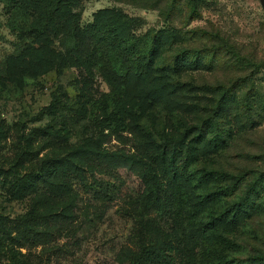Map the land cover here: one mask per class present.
I'll list each match as a JSON object with an SVG mask.
<instances>
[{
  "label": "rangeland",
  "instance_id": "obj_1",
  "mask_svg": "<svg viewBox=\"0 0 264 264\" xmlns=\"http://www.w3.org/2000/svg\"><path fill=\"white\" fill-rule=\"evenodd\" d=\"M41 1L64 30L34 0H0V264H135L125 252L177 229L189 206L223 216L196 249L204 262L264 255L260 0ZM87 24L154 47L148 75L119 82L98 45L71 50L69 32ZM184 161L187 186H171ZM158 165L167 213L138 197L143 172L164 177ZM21 180L34 189L16 191Z\"/></svg>",
  "mask_w": 264,
  "mask_h": 264
},
{
  "label": "trees",
  "instance_id": "obj_2",
  "mask_svg": "<svg viewBox=\"0 0 264 264\" xmlns=\"http://www.w3.org/2000/svg\"><path fill=\"white\" fill-rule=\"evenodd\" d=\"M34 1L39 3L41 11L45 12V15H47V17H44L45 21L53 20V23L58 25L59 29L64 30L66 28V20L56 14V9H50L51 6L41 0ZM191 7L193 10L196 9L197 6L195 2H192ZM38 29L40 33L45 32L44 26H40ZM68 37L70 49L83 58L89 55L93 44L98 45L100 50L97 62H99L101 58L104 66L119 82H126L130 76L142 78L148 75L145 59L147 55L150 56L152 54L154 47H151L147 54L141 49L134 48L130 50L127 47V39L119 36L111 27H102L100 24L99 28L93 24H87L85 27H80L79 25L75 26L69 32ZM95 54L96 52H91L90 55L92 56ZM200 141L201 140H199V142ZM207 146L208 144H203L205 149ZM179 158L180 152H174L173 148L170 156V162L173 163L172 166H176ZM184 159L186 161V156ZM119 161L123 162L124 160L121 159ZM185 161L177 166L183 167L180 171L179 168H174V182L170 184L171 186L174 184L178 186V188H185L187 186L188 178L180 176L187 167ZM72 169L77 171L78 168L74 167ZM158 170L163 173L164 177L161 176L162 178H156V171L150 169L142 173L140 181L143 184V189L139 191L138 197L145 206L148 205L153 209L166 212L164 205L158 202L159 187H162V191L168 199H171L174 193L171 187H164L162 182H166L168 179V172L164 168H160L159 165ZM35 183L36 182L27 183L21 180V183L17 185L15 190L20 191L21 189H26L29 191L30 189H34L33 186ZM166 183L169 185L168 182ZM93 193L97 196H99V193H102V190L99 192V184L98 187L93 189ZM183 211L184 212H180L179 216L172 219L177 229L170 226L169 233L164 234L162 238L157 240L155 233L151 230L148 232L149 241L146 244L136 245L134 249L127 250V252H125L127 258L133 259L132 262H135V264H208L202 260L204 254L199 255L196 249L204 246V235L215 226L221 224L223 216L219 215L202 220L201 210L189 206L188 209L185 208ZM169 212H172L170 208ZM203 248L204 249H201V251L206 253V246ZM212 260L215 262L210 264H226L225 260H221L219 256H216ZM236 264H264V255L258 254L248 258L245 262H238Z\"/></svg>",
  "mask_w": 264,
  "mask_h": 264
},
{
  "label": "water",
  "instance_id": "obj_3",
  "mask_svg": "<svg viewBox=\"0 0 264 264\" xmlns=\"http://www.w3.org/2000/svg\"><path fill=\"white\" fill-rule=\"evenodd\" d=\"M261 5L264 7V0H260Z\"/></svg>",
  "mask_w": 264,
  "mask_h": 264
}]
</instances>
